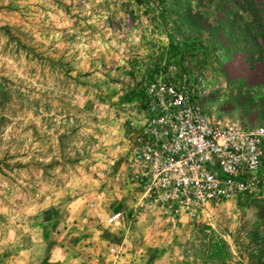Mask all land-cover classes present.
<instances>
[{"label":"rangeland","instance_id":"obj_1","mask_svg":"<svg viewBox=\"0 0 264 264\" xmlns=\"http://www.w3.org/2000/svg\"><path fill=\"white\" fill-rule=\"evenodd\" d=\"M229 2L0 0V264L264 263V174L190 217L143 197L126 151L150 80L264 126V49L223 22Z\"/></svg>","mask_w":264,"mask_h":264},{"label":"built area","instance_id":"obj_2","mask_svg":"<svg viewBox=\"0 0 264 264\" xmlns=\"http://www.w3.org/2000/svg\"><path fill=\"white\" fill-rule=\"evenodd\" d=\"M126 137L134 184L165 208L194 217L206 205L259 194L264 126L214 120L189 85L143 84ZM120 217L113 213L108 222Z\"/></svg>","mask_w":264,"mask_h":264},{"label":"trees","instance_id":"obj_3","mask_svg":"<svg viewBox=\"0 0 264 264\" xmlns=\"http://www.w3.org/2000/svg\"><path fill=\"white\" fill-rule=\"evenodd\" d=\"M262 12H264V0L257 2L256 0H230L226 8H224V21L233 29L241 27L244 31V38L257 46L259 51L263 53L264 49V24L262 20ZM261 39L262 43L258 41ZM248 42L246 48L251 51ZM259 221L262 223L259 227L264 228V215L259 216ZM264 245V241H262ZM262 258L264 257V248L260 249ZM260 257V256H259ZM264 264V263H262Z\"/></svg>","mask_w":264,"mask_h":264}]
</instances>
